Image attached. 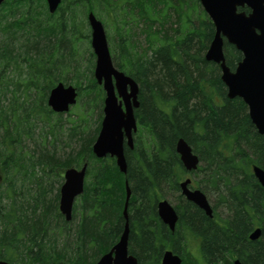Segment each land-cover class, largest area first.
Segmentation results:
<instances>
[{
    "label": "trees",
    "instance_id": "1",
    "mask_svg": "<svg viewBox=\"0 0 264 264\" xmlns=\"http://www.w3.org/2000/svg\"><path fill=\"white\" fill-rule=\"evenodd\" d=\"M88 13L103 23L108 37L110 19L109 49L119 55L113 64L139 86L138 131L133 149L124 151L125 174L114 159L92 154L104 96L94 63L87 84H75L76 119L66 141L60 136L62 115L46 104L50 89L67 84L70 70H77L78 46L90 41ZM213 36L197 0H61L53 14L45 0L2 3L0 177L6 183L4 191L0 187V260L95 264L123 232L127 185L128 253L137 264H160L166 249L184 264H231L234 257L264 264V189L251 172L253 165L264 170V136L243 101L226 97L219 66L205 60ZM223 52L234 70L241 53L227 43ZM38 124L42 133L33 139ZM180 138L199 157L192 187L206 195L212 218L180 194L179 182L187 176L175 152ZM85 164L84 190L66 222L58 211L62 171ZM54 179L59 187L48 199ZM163 199L177 211L173 233L157 216ZM255 228L260 237L249 240Z\"/></svg>",
    "mask_w": 264,
    "mask_h": 264
},
{
    "label": "water",
    "instance_id": "2",
    "mask_svg": "<svg viewBox=\"0 0 264 264\" xmlns=\"http://www.w3.org/2000/svg\"><path fill=\"white\" fill-rule=\"evenodd\" d=\"M4 0H0V5ZM47 9L53 14L61 0H45ZM205 14L214 26L213 39L205 53V60L219 66L220 80L226 87L228 99L239 98L247 107L250 122L259 135L264 136V0H198ZM247 9L248 13L239 11ZM90 28V46L95 57L93 76L105 94L103 118L99 133L92 146L96 158L110 156L115 158L120 173L125 174L127 165L124 157V143L132 149V135L137 130L134 110L139 107V88L136 82L124 73L116 70L112 64L104 27L93 13L87 15ZM224 43L232 45L242 55V60L231 71L225 63ZM77 92L72 86L57 84L47 97V106L55 113H66L76 103ZM175 152L183 169L187 173L196 171L199 157L191 146L182 138L175 144ZM252 174L264 189V170L252 166ZM86 165L81 169L68 168L63 173V183L59 188L58 210L65 221L72 219V209L76 198L83 192ZM190 179L179 184L181 195L197 206L208 217H212L204 193L191 189ZM130 191L126 185V199L123 209V232L108 252L95 264H137L136 257L128 253L129 226L127 203ZM157 216L163 225L174 231L177 215L174 208L166 201L157 203ZM261 230L256 228L249 235L250 240H257ZM0 264H8L0 260ZM160 264H181V259L165 251ZM233 264H242L238 259Z\"/></svg>",
    "mask_w": 264,
    "mask_h": 264
},
{
    "label": "rangeland",
    "instance_id": "3",
    "mask_svg": "<svg viewBox=\"0 0 264 264\" xmlns=\"http://www.w3.org/2000/svg\"><path fill=\"white\" fill-rule=\"evenodd\" d=\"M108 21H109V24H110V31H109V37H110V36L113 35V33H110L111 31L113 32V30H112V25L110 23V19H108ZM105 30H106V35H107V31L108 30L107 29H105ZM109 37L107 35V40H109ZM114 39L117 42V38H114ZM108 44H109V42H108ZM113 49L114 50L110 49V53H111L112 58L115 57V56H119L117 54V52L115 51V48H113ZM90 52H92L91 48H90V41H87V40L83 41V43H81L80 46H78L77 55L79 57V59H78L79 64L77 65V70H75V71H74V69L70 70L69 77H67V79L65 78L66 81L68 83H70V85L72 84L71 86L75 87L76 86L75 84H81V83L83 85L87 84V78H89V72H90V70H92V64L91 63H94V59L90 58V56H89ZM118 62L123 63L120 58L118 59ZM75 65H76V63L73 64V66H75ZM68 83L66 85H68ZM75 106L76 105L72 106L68 113H66V114L61 116L60 136L62 137L63 141H66V136L65 135L68 133V129L72 126V120L76 119V117H74V113L76 112L75 111L76 110ZM97 114H98V111H97V109H95L93 115L92 114L90 115L89 124L92 126V129L96 126L95 125V121L97 120ZM40 128H41V125L38 124L36 126V129L33 132V139L34 138L35 139L38 138V135L40 137V135L42 133V132L40 133ZM26 145H27V147H30L31 143L27 141ZM1 174L2 173L0 172V175ZM58 187L59 186L56 183V179H54L52 181V185L50 186L51 190L47 194L46 197L48 199H49V197L50 198L54 197V195H55L54 189H57ZM4 189H5V185L3 186V189H1V190L4 191ZM4 201H3V203L1 205L4 204ZM169 202L171 203L170 200H169ZM171 204L173 205V203H171ZM196 251H197V245L193 244L192 254L194 255V257L199 258V256H198ZM198 264H202V263L198 261ZM203 264H205V263H203Z\"/></svg>",
    "mask_w": 264,
    "mask_h": 264
},
{
    "label": "flooded vegetation",
    "instance_id": "4",
    "mask_svg": "<svg viewBox=\"0 0 264 264\" xmlns=\"http://www.w3.org/2000/svg\"><path fill=\"white\" fill-rule=\"evenodd\" d=\"M138 99H139V97H138ZM133 143H134V135H133ZM126 148L129 149V148L125 145V143H124V151H125ZM132 149H133V146H132ZM132 149H129V150H132ZM124 156H125V155H124ZM191 177H192V176H191ZM5 183H6V182L3 180V178L0 177V186L3 187V186L5 185ZM191 183H192V181H191ZM184 199H185V198H184ZM190 203H191V202H190ZM193 205H194V204H193ZM194 206H195V205H194ZM196 207H197V206H196ZM173 208H174V205H173ZM197 208H198V207H197ZM174 210H175L176 215H177V211H176L175 208H174ZM177 221H178V215H177ZM176 226H177V223H176V225H175L174 231H175V229H176ZM166 227H167V226H166ZM168 230H169V229H168ZM169 231H170V230H169ZM174 231H173V232H174ZM170 232H172V231H170ZM173 232H172V233H173ZM249 240H250V239H249ZM169 250L172 251L173 254L177 255V256L181 259V264H184V263H183V259H182V257H181L179 254L175 253L172 249H169ZM162 256H163V255H162ZM161 258H162V257H161ZM198 259L200 260V257H199ZM237 259H238V258H235V257H234V258L232 259V261H231V264H233V262H234L235 260H237ZM238 260H239V259H238ZM239 261H240V260H239ZM240 262H241V261H240ZM241 263H242V262H241Z\"/></svg>",
    "mask_w": 264,
    "mask_h": 264
},
{
    "label": "bare ground",
    "instance_id": "5",
    "mask_svg": "<svg viewBox=\"0 0 264 264\" xmlns=\"http://www.w3.org/2000/svg\"><path fill=\"white\" fill-rule=\"evenodd\" d=\"M59 6V5H58Z\"/></svg>",
    "mask_w": 264,
    "mask_h": 264
}]
</instances>
